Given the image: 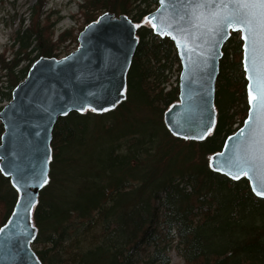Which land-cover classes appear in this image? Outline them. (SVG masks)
Listing matches in <instances>:
<instances>
[{"label":"trees","instance_id":"16d2710c","mask_svg":"<svg viewBox=\"0 0 264 264\" xmlns=\"http://www.w3.org/2000/svg\"><path fill=\"white\" fill-rule=\"evenodd\" d=\"M46 1L36 0L30 24L22 20L14 32L13 59L0 55L2 101L35 61L62 57L67 42L77 48L95 13L126 15L139 27L125 99L102 113L72 112L54 126L49 181L34 212L32 247L41 264H171L172 252L183 264H264V199L246 178L233 180L210 162L248 117L240 35L233 32L222 49L213 131L201 142L185 140L165 124L180 94L178 86L165 91L173 67L180 69L177 51L145 23L159 0H84L85 26L56 39ZM3 133L0 122V145ZM18 197L0 170V229ZM94 229L99 234L89 237Z\"/></svg>","mask_w":264,"mask_h":264},{"label":"water","instance_id":"95a60500","mask_svg":"<svg viewBox=\"0 0 264 264\" xmlns=\"http://www.w3.org/2000/svg\"><path fill=\"white\" fill-rule=\"evenodd\" d=\"M165 15L159 3L148 19L156 16L154 22H160ZM230 32L218 38L214 49L209 50L207 45L199 49L204 55H194L195 63L182 57L170 39L181 62L179 102L165 113V124L172 135L201 142L213 131L219 61ZM78 42V49L63 59L40 58L35 62L14 89L12 100L0 111L4 126L0 170L19 194L14 212L0 233V264H41L32 250L37 233L33 214L39 193L49 180L50 144L58 119L92 109L102 113L115 109L125 99L127 73L138 46L136 25L125 15L105 13L79 34ZM245 77L249 83L247 74ZM240 130L211 158V167L231 179L225 174L226 163L237 141L230 138ZM245 178L253 191L255 182Z\"/></svg>","mask_w":264,"mask_h":264},{"label":"snow or ice","instance_id":"6c2138e0","mask_svg":"<svg viewBox=\"0 0 264 264\" xmlns=\"http://www.w3.org/2000/svg\"><path fill=\"white\" fill-rule=\"evenodd\" d=\"M159 3L167 15L160 22H154L156 16L146 18L145 23L157 35L170 37L182 57L193 63L194 55H204L198 51L204 45L212 50L219 43L218 38L229 31L242 34L243 67L249 81V116L245 127L230 138L237 143L227 160L225 174L233 179L247 177L255 182L256 195L264 196V0H159ZM3 231L0 229V233Z\"/></svg>","mask_w":264,"mask_h":264},{"label":"rangeland","instance_id":"374dc122","mask_svg":"<svg viewBox=\"0 0 264 264\" xmlns=\"http://www.w3.org/2000/svg\"><path fill=\"white\" fill-rule=\"evenodd\" d=\"M36 0H0V55L5 54L8 60L14 57V51L11 48L12 36L20 26L22 20L24 24H30V7L35 4ZM84 0H47L45 12L49 16V20L54 24L55 37L65 30H72L77 34L78 30L85 26V19L81 11V4ZM104 11L95 13V15L102 14ZM76 48L74 43L67 42L65 46L59 49V55L65 57L69 52ZM28 61L21 64V66L28 65ZM1 69V68H0ZM3 74L0 71V74ZM178 66H174L171 74H169V83L165 91L173 87H177ZM2 84L5 89L7 86L6 79ZM6 92V90L4 91ZM6 100L2 101L0 97V109L5 106ZM238 125V124H237ZM234 126L235 127L237 126ZM98 235V230H91L88 235ZM171 264H183L182 260L175 253H171Z\"/></svg>","mask_w":264,"mask_h":264}]
</instances>
